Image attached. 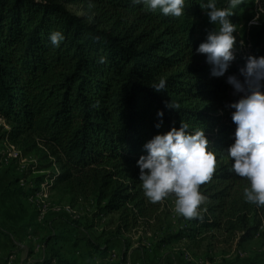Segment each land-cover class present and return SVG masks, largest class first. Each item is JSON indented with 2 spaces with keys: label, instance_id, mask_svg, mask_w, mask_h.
I'll return each mask as SVG.
<instances>
[{
  "label": "trees",
  "instance_id": "obj_1",
  "mask_svg": "<svg viewBox=\"0 0 264 264\" xmlns=\"http://www.w3.org/2000/svg\"><path fill=\"white\" fill-rule=\"evenodd\" d=\"M200 2L187 0L184 15L173 17L133 0H0V119L7 141L30 161L25 178L33 192L44 184L70 201L91 196L99 210L116 215L117 233L159 226L162 206L175 196L151 202L136 161L146 154V141L184 121L190 132L204 129L218 163L200 186L206 199L199 215L185 217V225L161 241L198 249L218 233L237 243L257 234L264 206L245 201L249 182L232 171L226 153L236 129L227 105L240 98L226 80L239 75L249 54L264 55V19L252 32L251 53L241 52L234 33L236 59L224 76L213 77L196 48L219 25L209 22ZM254 2L246 0L230 17L237 30ZM217 6L227 7L228 0ZM57 30L65 36L59 47L48 38ZM162 79L165 91L156 92L152 87ZM158 110L164 112L159 128ZM108 248L96 246L101 254ZM34 264L77 263L51 248Z\"/></svg>",
  "mask_w": 264,
  "mask_h": 264
},
{
  "label": "rangeland",
  "instance_id": "obj_2",
  "mask_svg": "<svg viewBox=\"0 0 264 264\" xmlns=\"http://www.w3.org/2000/svg\"><path fill=\"white\" fill-rule=\"evenodd\" d=\"M66 7L87 15L79 5ZM253 17L260 21L249 26ZM263 19V0H255L242 12L237 30L244 41L242 53H251L252 32L260 28ZM261 41L264 46V33ZM7 129L0 119V228L4 230L0 232V264H34L48 257L51 248L77 264H264L263 212L258 214L257 234L241 243L225 241L220 233L198 249L189 247L186 241L162 242L163 235L176 232L186 223L175 210V198H167L162 206L159 226L143 224L117 233L116 215L99 210L91 196L70 201L44 184L39 192H33L29 178H25L30 161L22 155L14 156L17 149L7 141ZM97 245H108V251L98 253ZM124 255L126 259H122Z\"/></svg>",
  "mask_w": 264,
  "mask_h": 264
},
{
  "label": "clouds",
  "instance_id": "obj_3",
  "mask_svg": "<svg viewBox=\"0 0 264 264\" xmlns=\"http://www.w3.org/2000/svg\"><path fill=\"white\" fill-rule=\"evenodd\" d=\"M187 0H133L143 4L151 12L159 11L165 16L181 17L186 10ZM246 0H228L227 7H218L217 0H201L200 7L218 30L208 31L206 39L196 48L211 65L210 75L224 76L236 59L237 32L232 23L238 6ZM258 17L249 21V26L259 23ZM50 43L59 47L65 36L61 31L49 34ZM244 46V41H240ZM100 57L99 63H104ZM242 77V79H241ZM226 82L239 94L237 101L227 107L236 125L234 142L226 150L232 161V171L239 177L246 178L249 186L243 190L244 199L250 204L264 206V55L249 54L239 68V75L227 76ZM166 81L160 80L152 88L156 92L165 91ZM168 107L173 108L170 104ZM178 107V106H176ZM163 123V110H158ZM146 154L136 161L139 168V180L142 182L144 195L153 203L159 202L170 194L175 196V210L186 218L199 215V206L206 197L200 186L209 181L216 171L217 152L209 147L204 129L189 131V124L181 121L180 127L173 126L166 133H158L142 146Z\"/></svg>",
  "mask_w": 264,
  "mask_h": 264
},
{
  "label": "built area",
  "instance_id": "obj_4",
  "mask_svg": "<svg viewBox=\"0 0 264 264\" xmlns=\"http://www.w3.org/2000/svg\"><path fill=\"white\" fill-rule=\"evenodd\" d=\"M19 151L18 150H14V156H19Z\"/></svg>",
  "mask_w": 264,
  "mask_h": 264
}]
</instances>
